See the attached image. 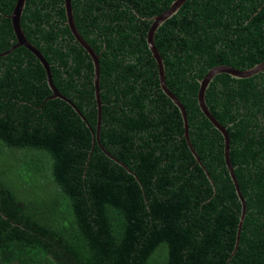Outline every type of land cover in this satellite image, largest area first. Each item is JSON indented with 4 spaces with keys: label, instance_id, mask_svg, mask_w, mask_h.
<instances>
[{
    "label": "trees",
    "instance_id": "1",
    "mask_svg": "<svg viewBox=\"0 0 264 264\" xmlns=\"http://www.w3.org/2000/svg\"><path fill=\"white\" fill-rule=\"evenodd\" d=\"M173 1L71 0L99 57L100 142L130 173L92 135L93 64L64 0H25L20 24L85 120L50 97L28 48L11 49L16 0H0V264H264V70L219 73L205 91L245 199L238 242L241 202L224 139L197 102L212 67L264 61V0H186L154 33L199 161L146 41L152 18Z\"/></svg>",
    "mask_w": 264,
    "mask_h": 264
},
{
    "label": "water",
    "instance_id": "2",
    "mask_svg": "<svg viewBox=\"0 0 264 264\" xmlns=\"http://www.w3.org/2000/svg\"><path fill=\"white\" fill-rule=\"evenodd\" d=\"M186 0H174L168 9L165 11L161 12L160 14L154 16L152 18V22L150 24L149 30L147 32L146 36V41L147 44L151 50L152 56L155 59L157 66H158V74H159V83L160 87L163 90V92L172 100V102L176 105L178 108L181 116H182V122H183V127H184V136L185 139L188 143L189 148L191 151L194 153L196 159L199 161V157L194 151V148L190 142L189 138V132H188V117H187V112L184 107V105L181 103V101L178 99V97L168 88L165 82V77H164V67H163V62L161 55L155 46L154 43V33L157 30V28L170 16H172L174 13L177 12V10L180 8V6L185 2ZM25 0H16L13 10L9 15V18L11 20L12 28L14 30V34L16 37V43L14 46L11 48L13 49L14 47L18 46H25L28 48L41 62L42 66L45 69L46 73V80L48 83L49 88L52 90V94L50 95L51 98L59 97L61 99H64L65 101L69 102L74 109L77 111V113L82 117V119L85 120L79 109L72 104L70 99L63 95L58 88L55 86L53 79H52V72L50 69L49 64L47 63L45 57L43 54L26 38L21 24H20V19H21V14L24 8ZM64 7H65V12H66V23L68 24V27L77 40V42L87 51L88 55L90 56L93 64V86H94V94H95V99L97 103V108H98V113H97V128L96 132L91 130L92 135L94 136V139L97 141V143L100 145L102 150L112 159H114L116 162H118L120 165H122L127 171L132 173L129 168L119 161L117 158L112 156L101 144L100 142V126H101V103H100V90H99V79H100V65H99V57L97 53L94 51V49L89 45V43L84 39V37L80 34L78 31L76 24L74 22L73 14H72V8H71V0H64ZM264 70V61L255 64L254 66L247 68V69H238L236 67L226 65V64H219L217 66L212 67L206 75L199 80V87H198V92H197V102L198 106L201 110V112L207 117V119L214 125V127L219 130L223 136L224 139V160L229 172V175L231 177V180L233 182L234 188L236 195L241 202V213L239 217V222H238V229H237V238L236 241L238 242L239 240V234H240V229L245 217V211H246V204H245V199L241 193L238 181L236 179V176L234 174V169L230 160V148H229V136L226 131L225 126L212 114L210 111L209 107L206 104L205 100V91L211 82V80L214 78L215 75L219 73H227L230 74L233 77L236 78H246L255 75L256 73ZM89 125V124H88ZM90 127V126H89ZM91 129V128H90ZM93 140V142L95 141ZM205 170V169H204ZM205 172H207L205 170ZM209 177V176H208ZM210 179V177H209ZM212 182V180L210 179ZM236 242V244H237ZM237 246V245H236ZM235 251V250H234Z\"/></svg>",
    "mask_w": 264,
    "mask_h": 264
}]
</instances>
